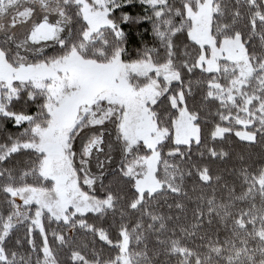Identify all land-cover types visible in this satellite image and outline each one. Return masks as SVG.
Instances as JSON below:
<instances>
[{"label": "snow or ice", "instance_id": "6c2138e0", "mask_svg": "<svg viewBox=\"0 0 264 264\" xmlns=\"http://www.w3.org/2000/svg\"><path fill=\"white\" fill-rule=\"evenodd\" d=\"M0 264H264V0H0Z\"/></svg>", "mask_w": 264, "mask_h": 264}, {"label": "trees", "instance_id": "16d2710c", "mask_svg": "<svg viewBox=\"0 0 264 264\" xmlns=\"http://www.w3.org/2000/svg\"><path fill=\"white\" fill-rule=\"evenodd\" d=\"M137 11H140V9L138 8ZM125 32H129V47L133 50V55L136 49L142 47V43H154L152 24L147 20L143 21L138 27L125 28ZM9 130L15 131L11 126H9Z\"/></svg>", "mask_w": 264, "mask_h": 264}]
</instances>
